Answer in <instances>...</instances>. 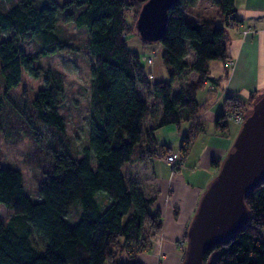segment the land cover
<instances>
[{
  "label": "trees",
  "instance_id": "obj_1",
  "mask_svg": "<svg viewBox=\"0 0 264 264\" xmlns=\"http://www.w3.org/2000/svg\"><path fill=\"white\" fill-rule=\"evenodd\" d=\"M147 1L0 0V75L6 99L24 73L41 77L42 68L35 64L42 57L78 51L58 29L62 16L86 32V47L94 58L92 117L83 156L53 152V170L41 180L38 200L26 194L20 170L0 166V204L13 213L8 222L0 221V264H142L139 255L161 234L162 213L153 209L155 198L145 196L125 167L170 154L171 148L157 144L155 133L183 122L191 126L179 151L182 158L188 156L207 126L198 92L208 81L219 86L222 79L211 77L209 67L214 61L227 62L228 36L225 26L213 20H187L186 9L199 0H176L168 11L165 34L157 41L169 78L156 80L128 45L130 34L139 35L136 22ZM210 1L224 23L229 24L231 16L236 20L235 0ZM130 10L135 13L132 23L127 19ZM33 40L37 51L25 52L23 44ZM188 73L196 74V80L185 82ZM45 75L47 86L32 105L39 121L62 135L66 125L57 110L64 96L61 77L52 71ZM261 97L253 93L244 102L227 96L215 127L225 131L228 110H246ZM33 133L39 143L38 132ZM219 162L214 159L212 166L220 167ZM245 203L248 221L210 247L204 264H264V178L245 195Z\"/></svg>",
  "mask_w": 264,
  "mask_h": 264
},
{
  "label": "crops",
  "instance_id": "obj_2",
  "mask_svg": "<svg viewBox=\"0 0 264 264\" xmlns=\"http://www.w3.org/2000/svg\"><path fill=\"white\" fill-rule=\"evenodd\" d=\"M235 7L239 29L223 22L218 6L212 14L214 8L205 0H199L185 12L188 21L210 19L225 26L229 58L226 63L218 61L220 67L215 74L210 73L211 77L222 80L219 86L209 81L205 85L209 96L200 102L203 104L200 115L208 124L205 131L197 134L183 165L173 172L164 156L156 155L125 167L145 196L155 198L154 211L162 213L161 234L152 240L148 251L139 255L142 264L183 263L185 234L205 191L217 176V167L212 166V161L223 162L234 145L233 128L229 127L225 133L215 127L217 115L225 111L224 100L232 95L247 102L253 93L264 95V0H235ZM190 126L187 122L185 126L182 123L179 127L169 125L160 129L155 133L157 144L179 150ZM123 260L127 258L124 256Z\"/></svg>",
  "mask_w": 264,
  "mask_h": 264
},
{
  "label": "rangeland",
  "instance_id": "obj_3",
  "mask_svg": "<svg viewBox=\"0 0 264 264\" xmlns=\"http://www.w3.org/2000/svg\"><path fill=\"white\" fill-rule=\"evenodd\" d=\"M205 1L214 8L212 14H215L218 9L217 6L210 0ZM134 14L133 10L127 13V19L131 23L134 20ZM236 26L239 29V25L236 24ZM58 29L63 36L68 38L69 43L78 48L77 52H57L50 56L42 57L35 64V66L42 68L41 77L33 78L24 73L22 82L11 90L9 98L7 97L8 99L3 96L4 88L0 75V98L3 97L4 106L2 130H0V166L11 167L22 172L26 194L32 200L39 199L38 191L41 180L45 178L47 172L53 170V152L71 154L77 158L83 156V150L88 143L92 117V65L94 58L91 57L86 47L87 34L84 30L77 29L73 22L65 20L63 16L59 18ZM246 31L249 32L250 29ZM36 45L35 40L29 41L23 44V49L25 52L32 54L37 51ZM128 45L131 50L139 53L142 64L149 72L154 74L156 80H168V71L162 60L163 46L159 42L144 44L140 34L132 33L128 36ZM150 57L151 61L148 59ZM220 65L221 63L218 61L210 63V73L215 74L216 68L220 67ZM48 71L60 75L64 88V96L57 109L64 118L66 125V130L62 135H58L55 131L43 125L39 121L36 110L32 105L39 90L47 86L45 74ZM196 78V74L188 73L185 82L194 81ZM174 89L177 92L180 86L176 85ZM144 96H149L150 100L154 101L151 95L145 93ZM208 96L209 88L205 86L198 92L197 98L202 103L208 99ZM253 105L247 106L246 110H228L226 117L228 129L231 127V130L233 128V132H236L234 133L233 144L243 125L236 117L246 120L247 115L251 114L253 110ZM221 109L223 110V108ZM29 118L35 123V129L28 121ZM186 124L187 122H183V126ZM228 129L225 131H228ZM35 131L39 134L36 137L40 140L39 143L34 139L33 132ZM175 153L177 157L173 162L170 156ZM163 156L164 161L172 168L173 172L177 171L186 160V158H182L179 150ZM223 162L221 160L219 162L221 164L220 167H217V175ZM100 200L106 201L105 197L102 196ZM12 217L13 213L0 204V221L6 223ZM262 236L264 237V229ZM187 241L185 239L183 242L184 253L187 249Z\"/></svg>",
  "mask_w": 264,
  "mask_h": 264
},
{
  "label": "water",
  "instance_id": "obj_4",
  "mask_svg": "<svg viewBox=\"0 0 264 264\" xmlns=\"http://www.w3.org/2000/svg\"><path fill=\"white\" fill-rule=\"evenodd\" d=\"M176 0H148L141 8L136 29L147 42L161 40L168 11ZM264 178V95L253 105L233 150L205 191L188 229L182 264H204L210 247L227 239L248 221L245 195Z\"/></svg>",
  "mask_w": 264,
  "mask_h": 264
},
{
  "label": "built area",
  "instance_id": "obj_5",
  "mask_svg": "<svg viewBox=\"0 0 264 264\" xmlns=\"http://www.w3.org/2000/svg\"><path fill=\"white\" fill-rule=\"evenodd\" d=\"M233 19V20H232ZM235 19L236 20H234V16H231V18H230V20H231V22H230V25L232 26V25H240V22H239V20L235 17ZM240 27V26H239ZM150 61H151V57L150 58H148ZM238 117V116H237ZM236 117V119H238L239 121H241V123L243 124L244 123V121H245V119L244 118H241V117H239V118H237ZM176 157H177V154L175 153V154H173L172 156H170V159H171V161H175V159H176Z\"/></svg>",
  "mask_w": 264,
  "mask_h": 264
}]
</instances>
